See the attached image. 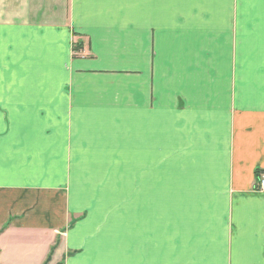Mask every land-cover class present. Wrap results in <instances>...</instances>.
Wrapping results in <instances>:
<instances>
[{
    "label": "crops",
    "instance_id": "crops-1",
    "mask_svg": "<svg viewBox=\"0 0 264 264\" xmlns=\"http://www.w3.org/2000/svg\"><path fill=\"white\" fill-rule=\"evenodd\" d=\"M264 0H0V264H264Z\"/></svg>",
    "mask_w": 264,
    "mask_h": 264
},
{
    "label": "built area",
    "instance_id": "built-area-1",
    "mask_svg": "<svg viewBox=\"0 0 264 264\" xmlns=\"http://www.w3.org/2000/svg\"><path fill=\"white\" fill-rule=\"evenodd\" d=\"M258 192L264 193V174H261L259 181L257 182L256 188Z\"/></svg>",
    "mask_w": 264,
    "mask_h": 264
},
{
    "label": "trees",
    "instance_id": "trees-1",
    "mask_svg": "<svg viewBox=\"0 0 264 264\" xmlns=\"http://www.w3.org/2000/svg\"><path fill=\"white\" fill-rule=\"evenodd\" d=\"M260 176H261V173H260V172H257V173H256V179H257V182L259 181ZM255 188H256V186H255ZM49 261H50V256L48 257V259H47V261H46L45 264H47Z\"/></svg>",
    "mask_w": 264,
    "mask_h": 264
},
{
    "label": "rangeland",
    "instance_id": "rangeland-1",
    "mask_svg": "<svg viewBox=\"0 0 264 264\" xmlns=\"http://www.w3.org/2000/svg\"><path fill=\"white\" fill-rule=\"evenodd\" d=\"M51 260H52V254L50 255V261L47 264H50L51 263Z\"/></svg>",
    "mask_w": 264,
    "mask_h": 264
}]
</instances>
